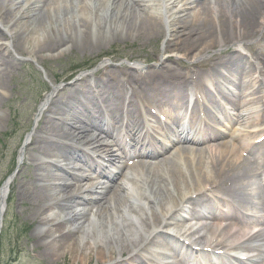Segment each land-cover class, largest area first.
I'll return each mask as SVG.
<instances>
[{
	"label": "bare ground",
	"instance_id": "obj_1",
	"mask_svg": "<svg viewBox=\"0 0 264 264\" xmlns=\"http://www.w3.org/2000/svg\"><path fill=\"white\" fill-rule=\"evenodd\" d=\"M0 29L5 34L0 37V132L8 116L1 108L8 99L15 60H32L47 75L41 69L45 58L75 49L100 52L117 41L166 38L154 64L161 70L144 71L136 62L108 69L112 64L106 61L99 67L100 80L91 79L93 71L78 78L75 98L74 91L64 94L56 109L51 105L65 88L53 84L20 151V178L9 177L0 189V235L9 196L17 190L21 213L27 212L36 224L33 238L39 258L57 261L70 255L75 264L139 263L153 243L164 240L187 257L189 252L214 248L227 251L226 260L241 264H249L255 249L263 250L259 258L264 257V229L256 227L264 225V218L255 219L253 229L251 222L234 225V203L218 196L229 194L253 208L264 202V180L235 144L206 150L179 147L159 163L132 167L114 156L117 165L101 170L91 183L87 170L66 171V181L57 172L63 166L57 160L61 154L80 155L72 147L85 138L82 126L98 120L87 102L94 100L91 88L101 87L100 112H115L117 117L125 99L132 110L161 103L170 114L187 99L190 83L205 94L230 83L260 93L255 101L264 118V0H0ZM172 46L176 48L170 53ZM225 49L235 55H218ZM175 60L202 62L206 69L190 75V69L182 72L168 64ZM82 79L88 84L80 90ZM132 83L139 96L128 95L125 86ZM78 95L82 96L77 105ZM72 106L76 107L71 112ZM104 140L98 136L89 146L110 163L109 141ZM155 157L153 153L149 158ZM77 181L81 183L74 186ZM249 214L254 217L252 210ZM169 251L157 250L142 263L170 264Z\"/></svg>",
	"mask_w": 264,
	"mask_h": 264
},
{
	"label": "rangeland",
	"instance_id": "obj_2",
	"mask_svg": "<svg viewBox=\"0 0 264 264\" xmlns=\"http://www.w3.org/2000/svg\"><path fill=\"white\" fill-rule=\"evenodd\" d=\"M4 32L0 29V37L3 38ZM166 38L161 35L155 41L128 40L117 41L100 52H82L75 49L72 52L56 58H45L41 61L42 69L47 73L45 75L39 70V67L29 59L15 60L12 69V81L9 82L6 93L7 102L1 110L8 115L2 123V132H0V188L5 180L13 175L20 178L21 168L19 166L20 151L25 145L29 133L36 127V114L40 104L45 99L47 93L53 90V84L61 85L65 90L54 99L51 108L61 106V97L69 94L76 89L78 78H85V74L93 71L92 80L98 81L102 77V68L100 65L106 61L112 65L108 69H119L120 65H133L141 63L144 71L159 70L155 67L157 62L156 54L161 52ZM253 49H257L254 45ZM171 47L170 53L175 50ZM169 53L168 51L166 54ZM220 56L235 55L232 49H225L218 53ZM173 68L187 69L192 73H201L206 68L201 63L190 64L184 60H175L168 63ZM143 72V71H141ZM80 90L87 86L88 81L82 79ZM83 83V84H82ZM115 86V85H114ZM132 86H127L132 92ZM101 88V87H99ZM98 87L91 88L89 95L98 96L100 93ZM74 98L76 92L74 91ZM76 97V104L80 102V97ZM87 101V100H86ZM76 106L71 107V112ZM46 116H50L46 113ZM73 130V129H69ZM62 162V159L61 161ZM30 173V172H29ZM18 191H13L8 199V206L4 217V224L0 236V264H75L71 261V256L57 261H51L44 257H38V250L34 249L33 238L36 224L27 217V212L21 213ZM40 256V254H39ZM90 264H95L94 262ZM129 264H132L130 262Z\"/></svg>",
	"mask_w": 264,
	"mask_h": 264
}]
</instances>
